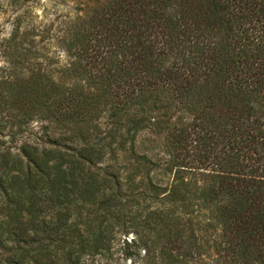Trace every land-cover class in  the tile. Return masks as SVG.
Here are the masks:
<instances>
[{
  "label": "trees",
  "instance_id": "1",
  "mask_svg": "<svg viewBox=\"0 0 264 264\" xmlns=\"http://www.w3.org/2000/svg\"><path fill=\"white\" fill-rule=\"evenodd\" d=\"M84 5L0 44V264H264V0Z\"/></svg>",
  "mask_w": 264,
  "mask_h": 264
},
{
  "label": "rangeland",
  "instance_id": "2",
  "mask_svg": "<svg viewBox=\"0 0 264 264\" xmlns=\"http://www.w3.org/2000/svg\"><path fill=\"white\" fill-rule=\"evenodd\" d=\"M88 0H0V44L7 39L21 18L22 27L34 30L37 39L42 40L47 54L53 59L55 71L69 62L68 56L58 46V40L67 31L69 23L81 15L84 3ZM0 50H2L0 45ZM6 65L0 52V67ZM56 72V73H57ZM132 238V235H129ZM124 237L118 235L111 250L112 258L97 257L88 264H130L123 259L127 250Z\"/></svg>",
  "mask_w": 264,
  "mask_h": 264
}]
</instances>
